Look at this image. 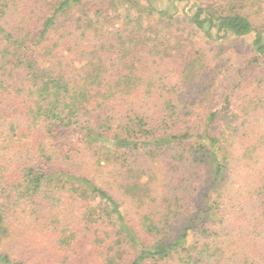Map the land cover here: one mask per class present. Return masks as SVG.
I'll list each match as a JSON object with an SVG mask.
<instances>
[{
    "label": "trees",
    "instance_id": "trees-1",
    "mask_svg": "<svg viewBox=\"0 0 264 264\" xmlns=\"http://www.w3.org/2000/svg\"><path fill=\"white\" fill-rule=\"evenodd\" d=\"M81 1H57L33 35L34 23L5 18L1 7L8 2L0 0V264H33L1 249L20 220L37 222L43 216L52 226L57 256L50 264H157L175 255L182 264H219L225 237L237 243L245 236L261 245L264 171L246 183L229 182L230 151L209 127L202 143L190 145L192 134L177 127L184 116L174 100L165 99L155 118L132 105L140 97H130L143 81V66L135 62L142 53L159 54L149 47L146 33L137 32L144 21L141 0H119L136 17L125 15L108 33L96 27L88 11L66 17ZM175 1L190 3L188 21L206 36L213 28L222 35L252 31L255 53L264 55V30L236 8L248 0H212L224 5L222 11L208 0ZM160 12L171 20L165 9ZM39 51L51 57L47 65L41 64ZM67 135L80 143L63 141ZM136 155L148 161L166 156L178 169L189 164L209 168L199 214L187 218L179 232H173V204L160 199L151 207L144 204L148 195L142 188L130 193L138 210L131 220L114 194L79 171L90 159L115 163L119 173L133 172L129 165ZM68 198L79 203L80 228L58 212ZM82 239L92 247L93 260L79 261ZM252 261L264 264V256Z\"/></svg>",
    "mask_w": 264,
    "mask_h": 264
},
{
    "label": "rangeland",
    "instance_id": "rangeland-1",
    "mask_svg": "<svg viewBox=\"0 0 264 264\" xmlns=\"http://www.w3.org/2000/svg\"><path fill=\"white\" fill-rule=\"evenodd\" d=\"M2 1L8 2L6 7H1L6 10L3 13L5 18L13 21L25 18L27 22L34 23L33 35H37L40 22L52 13L59 0ZM208 1L217 11L227 10L223 8L224 5L217 6L212 4V0ZM140 5L145 13L141 29L137 32L146 33L149 47L153 46L159 54L151 56L142 53L140 61L134 64H142L143 75H138L143 81L130 97L135 100L140 97L137 103L132 100L133 107L155 118L161 113V103L171 98L178 103L184 116L177 127L192 134L188 143H202L204 139L201 136H205L204 132L209 127L210 133L219 135L223 146L230 151L229 182H249L264 171V55L255 53L252 43L254 33L222 35L213 28L206 36L188 21L193 11L190 3L141 0ZM236 8L250 19L254 28L264 30V0H248ZM81 9L88 11L89 17L97 22L96 27L103 33L112 31L111 26L118 27L127 14L136 17V12L129 13L127 4L119 0H82L67 12L66 17H77ZM163 9L172 15L171 20L159 13ZM148 10L154 12L152 16H148ZM41 51L40 62L47 65L51 57L43 55ZM211 115L215 116L210 123ZM63 141L80 143L69 135ZM129 167H135V170L119 173V166L115 163L103 161L97 164L88 159L81 164L79 171L114 194L131 220L135 221L138 216L130 193L136 195L142 188L148 195L144 204L151 207L159 199L166 206L173 204L172 208L176 211L172 225L174 233L180 231L187 218L199 214L203 202V183L209 178L208 167L189 164V168L184 166L178 169V165L172 167L166 156L148 161L137 155ZM176 198H179L178 205ZM78 208L79 203L68 198L63 200L58 212L71 227L80 228L76 220ZM46 217L37 222L20 220L1 250L17 258L28 259L33 264L52 263L51 259L57 256L50 239L52 226ZM225 239V254L219 264H254L253 259L264 256V241L257 245L252 243L251 238L247 241L245 236L237 243L232 238ZM192 242L193 236L187 245ZM92 250L88 240L82 239L79 261L93 260L95 253ZM246 256L249 257L248 261ZM157 264L182 263L177 261L175 255L174 259Z\"/></svg>",
    "mask_w": 264,
    "mask_h": 264
}]
</instances>
